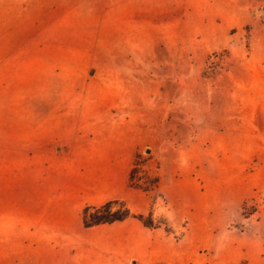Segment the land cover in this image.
<instances>
[{"label":"rangeland","instance_id":"1","mask_svg":"<svg viewBox=\"0 0 264 264\" xmlns=\"http://www.w3.org/2000/svg\"><path fill=\"white\" fill-rule=\"evenodd\" d=\"M200 1L153 31L141 61H123L119 46L64 45L18 47L0 63V140L48 125V136L79 133L132 155L143 204L120 201L159 227L130 217L97 229L89 248L80 240V264H264V0H223L249 20L218 31L192 29ZM0 162L4 211L24 179ZM29 255L2 243L0 264H41Z\"/></svg>","mask_w":264,"mask_h":264},{"label":"crops","instance_id":"2","mask_svg":"<svg viewBox=\"0 0 264 264\" xmlns=\"http://www.w3.org/2000/svg\"><path fill=\"white\" fill-rule=\"evenodd\" d=\"M223 4L201 0L192 29L230 30L248 22L247 10L226 13ZM192 6V0H0V63L15 60L18 47L64 45L119 46L123 61H141L146 40L159 37L153 31L175 28ZM66 14L76 16V27L63 25ZM47 126L37 125L33 133V125H26L23 134L0 140L3 167L24 179L9 206L0 211V258L3 243L23 246L30 260L41 264H80L76 255L81 239L89 248V236L97 229L129 221L85 227L83 208L118 199L135 209L143 197H132V155L123 154L122 146L118 154L111 143L98 151L88 136H48Z\"/></svg>","mask_w":264,"mask_h":264},{"label":"trees","instance_id":"3","mask_svg":"<svg viewBox=\"0 0 264 264\" xmlns=\"http://www.w3.org/2000/svg\"><path fill=\"white\" fill-rule=\"evenodd\" d=\"M130 217L137 218L145 227H159L151 211L148 214H135L123 201L118 199L109 200L100 205H86L82 211V220L85 227L112 224Z\"/></svg>","mask_w":264,"mask_h":264}]
</instances>
